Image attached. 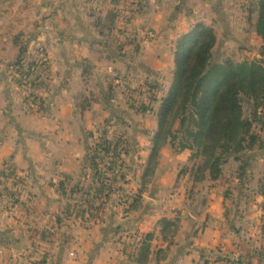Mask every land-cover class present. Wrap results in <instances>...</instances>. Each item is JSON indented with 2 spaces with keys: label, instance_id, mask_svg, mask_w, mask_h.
<instances>
[{
  "label": "crops",
  "instance_id": "1",
  "mask_svg": "<svg viewBox=\"0 0 264 264\" xmlns=\"http://www.w3.org/2000/svg\"><path fill=\"white\" fill-rule=\"evenodd\" d=\"M240 1L143 0L145 8L136 14L134 27L149 25L157 30L158 38L150 43L144 41L139 51H135L134 46H125L123 51L117 49V40L120 45L124 41L118 30L107 33L111 34L105 44L96 26V19L119 8L116 0L45 2L40 10L51 12L49 22L36 23L37 31L28 39L27 35L24 38L30 47L37 44L47 51L59 76L45 91L46 108L33 114L24 110L19 87L6 72L19 57L20 47L13 41L0 45V189L13 194L18 203L14 205L13 199L0 196L1 253L12 257L11 261L17 257L26 264H137L124 253L120 238L126 239L129 232H139L155 234L149 264H205L207 261L233 264L240 257H244L247 264H264V226L258 225V219L264 220V196L259 192L264 173L255 182L247 175L248 168L242 177V167H238L237 161L225 166L223 181L194 182L192 151L175 152L167 145L161 153L155 179L145 188L142 207L125 213L123 197H133L142 187V177L152 152V136L158 129V108L155 113H135L129 109L124 88L121 92L111 81L113 77L102 73L106 69L115 72L117 78L122 75L120 78L130 87L134 83L140 86L144 79L158 81L168 93L172 83L167 86V79L176 67L167 43L199 23L217 30L223 25L217 20L219 12L229 14L232 4ZM242 1L245 6L248 0ZM251 1V9H255L258 0ZM44 38L46 43L43 44ZM133 96L137 99L135 94ZM117 112L129 125L128 137L133 147L124 160L126 178L122 179L117 173L111 181L113 189L119 187L122 191L96 198V203L107 204L100 218L87 217L83 224L79 223L78 214L66 219V209L88 205L89 197L76 194L72 189L77 184L83 185L88 177L91 182L87 166L89 148L100 141L104 124ZM149 115L155 118L153 128L147 125ZM19 117L25 125L19 123ZM62 118L81 128L82 142L75 154L65 150ZM40 124L50 127L38 130L36 127ZM99 125L102 129L95 130ZM114 131L111 129L110 137ZM252 157L255 161L256 155ZM261 160L264 161V157ZM11 166L27 181L18 185L3 177L1 173ZM185 167L189 169L182 174ZM62 181L65 189L61 187ZM12 185L25 192L23 199L16 200L20 194L12 191ZM198 186L205 190H196ZM256 212H259L258 219L252 215ZM177 217L181 218V227L173 240L166 241L159 222ZM59 218L62 223L58 222ZM255 226L261 227L253 229ZM45 229H52L53 237L60 232L59 239L53 244L42 240L35 244L38 241L36 232L42 235ZM73 239L77 240L76 245H72ZM73 246L79 250L77 260L70 256ZM159 252L163 258H159Z\"/></svg>",
  "mask_w": 264,
  "mask_h": 264
},
{
  "label": "trees",
  "instance_id": "2",
  "mask_svg": "<svg viewBox=\"0 0 264 264\" xmlns=\"http://www.w3.org/2000/svg\"><path fill=\"white\" fill-rule=\"evenodd\" d=\"M120 3V0H116ZM143 0H139L141 4ZM250 18L252 32L264 40V0L256 2V8L251 9ZM132 22V19H130ZM119 11H110L106 16L96 19V26L102 35L118 28ZM23 34L16 38V44L22 43L20 55L16 62L10 66L14 70V80L20 86H24L32 68L46 65L41 59H31L28 47L22 40ZM21 40V41H20ZM132 43V44H131ZM218 43L217 31L213 26L199 23L178 41L175 53L176 68L174 70L173 83L167 95L159 99L157 92L163 87L156 81H150L148 87L155 94L149 101L138 102L132 92L127 93V102L130 108L137 114L154 112L155 106L160 103L157 112L158 129L152 136V152L147 162L141 190L133 197H123L125 213H131L140 209L144 201L145 188L153 182L157 174L161 153L167 145H171L175 152L191 150L190 162L192 164L191 177L194 182L223 181L225 179V166L231 161L242 162L241 176L250 166L249 161H244L243 156L254 151L259 145L264 149V141L255 133V127L263 124L264 116V47L262 57L254 60L237 61L232 57L223 62L215 60V47ZM135 51L140 50V43L130 42ZM126 45L119 44L123 51ZM114 52V51H113ZM18 74V76H16ZM38 84L40 88H47L46 81ZM39 88V87H38ZM41 95V94H40ZM37 95L39 106H44L45 99ZM252 102L253 108L250 116L246 115L245 100ZM111 119L107 121L110 125ZM117 124L124 128L127 124L117 116ZM123 125V126H122ZM124 137L120 132L114 131L113 137L105 128L100 141L89 148L87 155L91 182L77 184L72 191L89 197L86 207L66 209L64 216L71 219L78 214L83 220L100 218L106 209V202L96 203L99 195H109L122 188H114L111 185L112 178L118 173L125 179L123 167L125 158L133 150L132 144L126 149L119 150ZM110 159L106 166L99 164L96 159ZM183 169L182 174L188 171ZM7 179H15V183H23L24 180L17 175L12 167L6 168L1 173ZM115 177V176H114ZM65 183L62 181L61 187ZM259 192L264 196V177L259 184ZM0 196H7L13 204L18 205L14 195L7 190L0 189ZM228 196V192H227ZM82 197V198H84ZM62 223L61 218L58 219ZM161 233L166 241L175 238L181 227V218L162 219L159 222ZM154 233L140 234L129 232L126 239L120 238L126 253L137 264H149L152 256V244ZM138 242V243H137ZM140 244V246H139ZM264 250V247H263ZM165 255V251L161 250ZM163 258L164 256H160ZM210 264V261L205 262ZM233 264H247L244 257L233 261Z\"/></svg>",
  "mask_w": 264,
  "mask_h": 264
},
{
  "label": "rangeland",
  "instance_id": "3",
  "mask_svg": "<svg viewBox=\"0 0 264 264\" xmlns=\"http://www.w3.org/2000/svg\"><path fill=\"white\" fill-rule=\"evenodd\" d=\"M49 0H0V28H2L3 33L0 34V45L3 46L5 44H10V41L16 44V38L20 37V35L22 33V40L24 42H26L25 44L28 47V51L30 50V57L31 59H41V63L45 62L46 65H42V66H38V67H34L32 68L30 75L27 78V81L25 82V85L22 87L19 84H17L14 80V70L13 68L10 66V70L6 68V72H8V75L12 77V80L18 85L19 87V97L21 100H23L24 102V110L28 113V114H33L35 111L37 112H43V110L46 108V106H39L40 102L37 103L36 96H42L41 99H46V93L45 91H47L50 87H51V83H53V81L55 79L58 78V74L56 72V70L54 69V65L51 59H49L48 57V53L47 51H43V48H38V46H36L37 44H35L33 47H30V45L28 44L27 40L24 38L27 35V39L28 36L31 34H34L35 31H37V24L42 25L45 22H49L48 20L51 18L52 14L51 12L46 13L45 11L42 12L40 10V7L43 6V4L45 2H48ZM139 0H120V5L118 8L119 11V24H118V28L116 30H118L119 35L122 36V38H124V41H122L121 44L126 45L128 47H131L130 42L136 41L140 43V46L143 44L144 41H148V43L153 42L154 40H157L158 38V33L157 30L149 27V25H147V27L139 28L136 29L134 27V20L136 17V14H139L140 11H143L145 7H143V2L141 4H138ZM244 2L241 0L239 3H233L232 7L230 9L229 14H221V12H219L218 18L217 20L219 22H221L220 27H217L218 29L217 34H218V43L215 47V51H214V55H215V60L219 61V62H223L225 61L227 58L232 57V59H235L237 61H244V60H254V59H260L262 57V48L264 47V40L259 37L256 33H252V29L250 26V18L252 17V20L255 21L256 20V15L252 16V14L250 13V9L253 7V2L251 0L247 1V4H245V6H243ZM143 7V8H142ZM49 11V10H48ZM225 12V11H224ZM132 19V22H130ZM198 20V19H197ZM228 21V23H226ZM230 23V25H229ZM227 24L229 25V27L227 26ZM41 26L38 27V29ZM96 28V27H95ZM193 28V27H192ZM191 28V29H192ZM190 29V30H191ZM216 29V28H215ZM189 30V31H190ZM24 31V32H22ZM148 31H153L152 33L154 34L153 37H149L148 36ZM188 31V32H189ZM187 32V33H188ZM29 33V34H28ZM109 33V32H107ZM106 35H102L101 36L104 38L103 41L105 40V44L106 42L109 40V35L111 34H107ZM186 34V33H184ZM184 34H180L178 38H174V40L172 41V43L168 42L167 47L170 48L171 47V51L172 54L174 55V66L176 67V60H175V53H176V47L178 44L179 39L184 35ZM25 35V36H24ZM177 36V35H176ZM47 37V35H46ZM45 40L43 41V44L46 43V38H44ZM21 41V40H20ZM120 43H117L116 45L119 46ZM132 44V43H131ZM17 46L21 47L22 43H20L19 45L16 44ZM166 45V43H165ZM47 46V45H46ZM40 47V46H39ZM48 49L49 51L52 50L51 45L48 44ZM165 47V46H164ZM135 48V47H134ZM161 52H163V50H161ZM51 53V52H50ZM170 55V57H171ZM9 58H13V57H9ZM19 57H17L12 63L16 62L18 60ZM170 59V58H169ZM147 62H149L148 60H146ZM171 62V60H168ZM11 63V64H12ZM53 67H52V65ZM169 65V62H167ZM101 70V68H100ZM104 76L106 75H110L111 77H113V79L117 76V74H115V72H112L110 70H106L104 69L103 72ZM173 73L170 74V78L167 79V86H171V83H173ZM16 76H18V74H16ZM123 78L122 75L119 76V78L116 77V80L113 81V79L111 80L112 82H114V85H116L117 87H120V91L122 88H124V94L125 97L127 99V93H131L132 95L135 94L137 97V101L138 102H142V101H149V99H152L154 97V93L150 90V88L148 87V83L152 80H145L142 84L136 85V83L133 84V87H130V85L128 86L124 80H122L121 78ZM46 81V86L47 88H40V86L38 84H42V81ZM117 80H119L120 82L117 83ZM154 81V80H153ZM158 82V81H156ZM166 82V80H165ZM121 83V85H119ZM159 83V82H158ZM125 85H127L125 87ZM161 85V84H160ZM162 86V85H161ZM39 87V88H38ZM163 87V86H162ZM169 89V88H168ZM167 90V89H166ZM122 92V91H121ZM41 94V95H40ZM167 95L165 88H163L162 90H159L157 92V96L159 99H162L163 97H165ZM47 101V100H45ZM46 103V102H44ZM42 103V104H44ZM159 104V105H158ZM155 106V111L156 114L160 108V103H158ZM46 105V104H45ZM252 108H253V104L252 102L248 101L247 99L245 100V111H246V115L250 116L251 112H252ZM129 109L130 106H129ZM132 110V109H131ZM151 112V113H155ZM263 116H264V110L261 111ZM150 113V112H149ZM146 114V113H144ZM142 114V115H144ZM119 115V112H117L114 115V118L111 120L110 125L108 124H104L103 126V130L105 128L108 129V134L110 133L111 129L115 130V131H119L120 134L123 135L124 137V142L123 144L119 147V150H123L127 148V145H131V141H130V137H128V135L130 136V132L128 129L129 125H125V127L121 128L119 124H117V116ZM121 115V114H120ZM62 133H63V139L65 140V150H67V152L69 154H75L76 151L78 150L81 142H82V137H81V128L80 126H78L77 124L74 123H67V121L62 118ZM19 123L22 125H25L24 120H22L19 117ZM155 123V118L152 115L148 116V120H147V125H149L150 128H153ZM51 125L53 126V124L51 123ZM123 126V125H122ZM50 126L46 125L44 126L43 124H40L39 126H37L36 128H38V130H43V129H48ZM100 129H102V126H96L95 130L100 131ZM50 130V129H49ZM97 131V132H98ZM90 133V132H88ZM255 133L259 134L261 136V139L264 141V125L260 124L258 126L255 127ZM91 135H93L92 133L89 135V138H91ZM132 140V139H131ZM89 141H91V139H89ZM92 143V142H91ZM53 147V146H51ZM257 148L254 149V152H252L251 154H249V156H243L244 161H249L250 166L248 168L247 171V175L250 176V178L254 179L255 182H257V180L260 178L261 175H263L264 173V161L261 160L262 157H264V149H260L259 145L256 146ZM174 150V149H173ZM89 154V151H88ZM87 154V155H88ZM252 155H256V159L254 161V157H252ZM129 157V156H128ZM126 159V158H125ZM143 159V158H142ZM110 161V159H108ZM107 159H105L104 161L99 157L96 159V161L99 164H103L102 166H106L108 165ZM88 162V160H87ZM110 163V162H109ZM234 163V162H233ZM235 164V163H234ZM233 164V165H234ZM236 164L238 165V167H242V162H236ZM88 165V164H87ZM252 169V170H251ZM253 172V173H251ZM86 177H88L87 175H84ZM21 178L26 182V178L24 177V175H21ZM89 178V177H88ZM12 180H14L13 184H18L19 183H15V179L12 178ZM255 182L253 185H255ZM24 183V182H23ZM21 183V184H23ZM30 186V183L29 185ZM20 187H14L12 185L11 189L12 191H14L17 194H20V196H16V200H21V198L23 199L25 197V192L21 191ZM197 189H202L203 191L205 190L203 187L198 186L196 188ZM239 192V190H238ZM201 194V192H200ZM253 195V192L251 191V193ZM195 197V196H194ZM198 197V196H197ZM197 199V198H195ZM200 203H201V198L199 199ZM80 203H82V201H80ZM262 206V205H260ZM258 206V207H260ZM19 212L20 210L17 209ZM202 211V210H201ZM259 212L256 213H252V215H254L255 219H258V214ZM251 215V216H252ZM78 219L80 220L79 223L83 224V219L81 218L80 215H78ZM264 220H259L258 219V225H263ZM79 224V225H80ZM253 225H257V222L252 223ZM261 227V226H259ZM258 227V228H259ZM256 228V226L253 229H258ZM54 230V229H53ZM52 233L51 235L49 233ZM45 234L41 233H37L35 235L36 239L38 240L35 244L39 243V240H42L43 242H45L46 244H53L56 242V239H59L58 236H60V232L58 233V235H55L53 237V231L52 229H45L44 231ZM56 237V238H55ZM78 242L76 239H73L72 241V245H76ZM74 249H72L70 251V254L72 253V260H77L78 257V248L76 246H73ZM76 248V249H75ZM12 257L9 258L8 254H4L0 252V264H26L25 261L21 262L17 257H13V261L9 260Z\"/></svg>",
  "mask_w": 264,
  "mask_h": 264
},
{
  "label": "built area",
  "instance_id": "4",
  "mask_svg": "<svg viewBox=\"0 0 264 264\" xmlns=\"http://www.w3.org/2000/svg\"><path fill=\"white\" fill-rule=\"evenodd\" d=\"M152 32H153V31H148L147 34H148L149 37H153L154 34H153ZM107 164H109V162H107Z\"/></svg>",
  "mask_w": 264,
  "mask_h": 264
}]
</instances>
